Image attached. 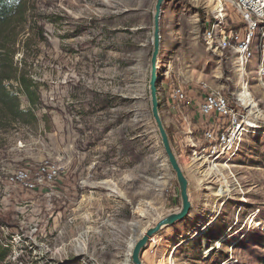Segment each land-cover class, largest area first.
Masks as SVG:
<instances>
[{
	"label": "rangeland",
	"instance_id": "obj_1",
	"mask_svg": "<svg viewBox=\"0 0 264 264\" xmlns=\"http://www.w3.org/2000/svg\"><path fill=\"white\" fill-rule=\"evenodd\" d=\"M219 2L162 5L159 112L192 209L150 239L143 264H264V73L255 71L257 54L242 75L232 53L207 47L204 29L219 6V26H244ZM154 4L29 0L25 20L0 28L8 52H0V75L22 111L16 117L0 108V244L7 247L0 264H132L142 233L180 208L150 113ZM21 77L35 88L34 104L19 88ZM177 87L184 98L172 96ZM209 90L231 104L247 99L236 107L249 127L230 149L204 137L216 121L199 112ZM214 145L222 153H211ZM44 163L58 169L52 181L28 188L10 180L24 171L35 183ZM224 179L230 189L223 198ZM216 240L220 247L204 257Z\"/></svg>",
	"mask_w": 264,
	"mask_h": 264
},
{
	"label": "built area",
	"instance_id": "obj_2",
	"mask_svg": "<svg viewBox=\"0 0 264 264\" xmlns=\"http://www.w3.org/2000/svg\"><path fill=\"white\" fill-rule=\"evenodd\" d=\"M221 1V0H219ZM228 2L240 16L244 26L241 33L238 28H227L223 24L221 13L223 8L219 6L216 21L204 29L203 37L207 47L214 50L225 51L234 55V60L242 75L245 74L247 63L258 55L257 71L264 73V0H224ZM247 82H243L242 90L247 89ZM174 98H184V91L177 87L172 91ZM234 104V106L232 105ZM230 103L229 99L217 91H211L203 97L199 105L202 115L215 116L216 121L208 125L204 130L207 140L217 141L221 149L231 148L245 134L248 126V118L238 115L236 105L243 107L245 100L237 98ZM243 105V106H242ZM247 118V119H246ZM216 145L211 148V153L217 152ZM222 151V150H221ZM221 151L217 153H222ZM56 167L44 163L35 173L34 182H31L24 171H19L10 180L15 183L33 188L36 184L50 182L57 177Z\"/></svg>",
	"mask_w": 264,
	"mask_h": 264
},
{
	"label": "water",
	"instance_id": "obj_3",
	"mask_svg": "<svg viewBox=\"0 0 264 264\" xmlns=\"http://www.w3.org/2000/svg\"><path fill=\"white\" fill-rule=\"evenodd\" d=\"M168 0H155L153 12V32H152V51L150 57V75L148 82L150 113L154 122L155 128L158 132L160 142L163 149V154L166 158L167 164L176 178L179 189V196L181 206L173 213L167 214L158 219L152 226L148 227L141 235V237L134 243L131 251L132 264H143L141 256L147 247L150 239L158 235L163 229L171 228L174 225L185 220L192 209V203L189 198L188 180L178 162L173 146L169 139L168 133L162 121L159 112V97L157 80H158V55L160 52V17L162 13V5Z\"/></svg>",
	"mask_w": 264,
	"mask_h": 264
},
{
	"label": "trees",
	"instance_id": "obj_4",
	"mask_svg": "<svg viewBox=\"0 0 264 264\" xmlns=\"http://www.w3.org/2000/svg\"><path fill=\"white\" fill-rule=\"evenodd\" d=\"M29 0H0V28L6 26L12 21H22L25 20L26 13L30 10ZM0 52L3 54H8L2 41H0ZM2 56V54H1ZM4 59H0V68ZM1 70V69H0ZM3 75H0V108H5L8 110L12 116H19L22 111L16 107L15 99L13 93H10L2 82ZM19 88L23 91L29 103L34 104L37 101L35 98L34 90L28 79L21 77V81L18 82ZM7 247L0 244V263L5 258V252Z\"/></svg>",
	"mask_w": 264,
	"mask_h": 264
},
{
	"label": "bare ground",
	"instance_id": "obj_5",
	"mask_svg": "<svg viewBox=\"0 0 264 264\" xmlns=\"http://www.w3.org/2000/svg\"><path fill=\"white\" fill-rule=\"evenodd\" d=\"M219 1V0H218ZM221 2V1H220ZM220 2H219V4H220ZM242 96L243 97H245V96H247V93H246V91H244L243 92V94H242ZM241 97V96H240ZM247 99L245 98V101H246ZM218 165H221V164H215L214 166H218ZM222 166H227V165H225V164H223ZM208 172V171H207ZM208 175V174H207ZM219 177H221V176H219ZM227 180H225L224 179V181H222L223 183H225L224 185H225V189H223V188H219L218 189V191H217V194L219 195V196H221V197H227L228 196V194H227V192H228V184H227V182H226ZM221 182V183H222ZM230 184V183H229ZM222 185V184H221ZM229 189H230V187H229ZM235 189V188H234ZM237 190V189H236ZM240 192V191H239ZM227 199V198H226ZM214 220L212 219L211 221H209V222H204V224L202 225V226H200V228H204L205 226H207V225H210L212 222H213ZM207 224V225H206ZM197 233V232H196ZM195 236H196V234H195ZM181 241H180V243H183L185 240H184V237H182L181 239H180ZM215 243V242H214ZM220 245H221V243H220V240H216V244L214 245V246H210V247H206V248H204V250H203V253H204V257H207V256H209V254L211 253V251L213 250V249H216V248H219L220 247ZM174 249V248H173ZM171 250V252H170V257H169V259L171 260L172 258H173V255H174V252H175V249L174 250ZM167 260V259H166Z\"/></svg>",
	"mask_w": 264,
	"mask_h": 264
}]
</instances>
